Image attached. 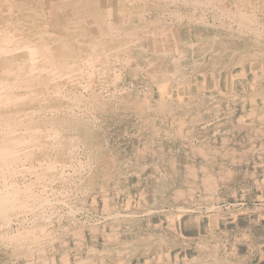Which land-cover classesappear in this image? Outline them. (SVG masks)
I'll use <instances>...</instances> for the list:
<instances>
[{
	"label": "rangeland",
	"instance_id": "374dc122",
	"mask_svg": "<svg viewBox=\"0 0 264 264\" xmlns=\"http://www.w3.org/2000/svg\"><path fill=\"white\" fill-rule=\"evenodd\" d=\"M181 1L137 0L121 12L111 2L108 21L122 22L112 31L138 32L131 43L92 48L75 85L43 72L50 107L33 116L54 123L16 132L33 155L6 181L23 193L34 184L33 206L0 217V264H264V0ZM133 11L143 12L135 31Z\"/></svg>",
	"mask_w": 264,
	"mask_h": 264
},
{
	"label": "bare ground",
	"instance_id": "6f19581e",
	"mask_svg": "<svg viewBox=\"0 0 264 264\" xmlns=\"http://www.w3.org/2000/svg\"><path fill=\"white\" fill-rule=\"evenodd\" d=\"M117 5V10L123 11L129 4L136 5L137 0H1L0 2V176L5 180L0 182V217H7L8 212L13 209H27L33 206L32 204V189H27V192L23 193L22 187H17L14 184L6 181V176L13 175L17 169L16 167L26 162L27 158L33 155L31 146L33 141L26 138L24 134L16 135L17 130L23 129L25 132H34L39 126L53 125L51 120H36L33 114L38 111H45L49 109L48 102L43 98L46 95V89L41 87V77L44 71L52 73L56 78L67 80L68 84L75 85L77 83V77L73 72L75 68L82 62L88 64L91 61L88 60L92 48L100 46L111 48L112 50L118 49L121 46L127 45L132 41L131 34H114L113 29L119 28L121 20H117L115 23L108 21L109 17L113 16L112 13L115 10L111 6V2ZM175 1V0H174ZM185 1V0H182ZM181 1V2H182ZM206 1V0H205ZM201 2L205 3L206 2ZM220 2L225 8L229 2L227 0H216ZM237 1V0H236ZM246 1V0H245ZM197 2V1H196ZM212 2V1H211ZM217 2V3H218ZM257 1H255L256 3ZM198 3V2H197ZM251 3V2H250ZM158 4V2H157ZM200 4V3H199ZM209 4V3H207ZM211 4V3H210ZM209 4V5H210ZM214 4V2H213ZM242 4V3H241ZM145 5V4H143ZM221 5V6H222ZM231 5V4H230ZM248 5V4H247ZM177 6V5H176ZM207 6V5H206ZM258 6V5H257ZM125 7V8H124ZM229 7V6H228ZM128 8V7H127ZM126 8V9H127ZM215 8V7H214ZM216 8H218L216 6ZM223 8V7H222ZM256 8V7H255ZM136 9V8H134ZM219 9L221 7L219 6ZM258 9V8H257ZM108 11V16H102V13ZM137 10V9H136ZM139 10V8H138ZM144 10V9H143ZM142 10V11H143ZM192 10V9H191ZM204 10V9H203ZM225 11V9H222ZM233 10V9H232ZM231 10V11H232ZM239 10V9H238ZM243 10V9H242ZM241 10V11H242ZM145 11V10H144ZM148 11V10H147ZM230 11V12H231ZM235 12V9L233 10ZM240 11V12H241ZM146 12V11H145ZM169 12V11H168ZM168 12H166L168 14ZM172 12V11H171ZM194 12V11H193ZM204 12V11H203ZM129 13V12H128ZM143 12H132L129 16V24L133 28L136 26V20ZM218 13V12H217ZM252 13V12H251ZM163 14V13H162ZM166 14V15H167ZM170 14V13H169ZM231 14V13H228ZM243 14V13H242ZM171 15V14H170ZM222 15V14H221ZM225 15V14H224ZM234 15V14H233ZM244 15V14H243ZM119 16V15H118ZM125 16V15H124ZM181 16V15H180ZM179 16V18H181ZM186 16V15H184ZM192 16V15H191ZM227 16V15H226ZM224 17V16H223ZM229 17V16H227ZM233 17V16H232ZM235 17V15H234ZM238 17V16H236ZM241 17V16H240ZM244 17V16H243ZM241 17L242 19H244ZM112 18V17H111ZM121 15V19H122ZM126 16L123 18L125 19ZM141 18V15H140ZM153 18V17H152ZM159 18V17H158ZM157 18V19H158ZM178 18V19H179ZM183 18V17H182ZM230 18V17H229ZM241 18H239L241 20ZM249 20V15L246 17ZM160 19V18H159ZM187 19V18H186ZM254 19V18H253ZM151 20V18H150ZM155 20V18H154ZM153 20V21H154ZM164 20V19H163ZM198 20V19H197ZM232 20V18H231ZM240 20H238L240 22ZM247 20V21H248ZM90 22L91 27L87 28L88 24L84 22ZM123 21V20H122ZM125 21V20H124ZM152 21V20H151ZM149 21V22H151ZM160 21V20H158ZM235 21V20H233ZM237 21L238 25L240 23ZM253 21V20H252ZM126 22V21H125ZM139 22V21H138ZM145 22V21H143ZM142 22V23H143ZM157 22V21H156ZM155 22V23H156ZM242 22V21H241ZM256 22V20H255ZM260 21L258 20V23ZM124 23V22H123ZM153 23V22H151ZM150 23V24H151ZM206 24L207 21L205 22ZM252 24V22H250ZM148 24V23H147ZM242 24V23H241ZM244 24V21H243ZM248 24V23H247ZM261 24V23H260ZM125 25H127L125 23ZM173 25V24H172ZM213 25V24H210ZM231 25V24H230ZM237 25V26H238ZM263 25V24H262ZM215 26V25H214ZM223 26V25H222ZM245 22V27H246ZM128 27V26H127ZM129 27V28H131ZM154 27V26H153ZM230 27V26H229ZM228 27V28H229ZM256 27V26H255ZM264 27V26H263ZM123 28V27H122ZM146 28V27H145ZM150 28V27H149ZM152 28V26H151ZM165 28V27H164ZM167 28V27H166ZM207 28V27H206ZM233 28V27H230ZM262 28V27H261ZM236 28H234L235 30ZM246 29V28H245ZM254 29V28H253ZM256 29V28H255ZM254 29V30H255ZM257 29H259L257 27ZM128 30V29H127ZM126 30V31H127ZM147 30V29H146ZM172 30V29H171ZM230 30V29H229ZM242 30V29H240ZM239 30V31H240ZM248 30V29H247ZM135 31V30H134ZM156 31V30H155ZM162 31V29H161ZM166 31V29H165ZM164 31V32H165ZM190 31V30H189ZM236 31V30H235ZM258 31V30H257ZM194 32V31H193ZM243 32V31H242ZM138 33V32H137ZM137 33L135 35H137ZM148 33V32H147ZM245 33V31H244ZM159 32L155 35L158 36ZM164 34V33H163ZM173 34V32H172ZM168 33L165 38L167 44H170L174 36ZM189 34V33H188ZM200 34V33H199ZM215 34V33H213ZM247 34V33H246ZM148 35V34H147ZM201 35V34H200ZM262 35V34H261ZM134 36V35H133ZM140 36V35H139ZM156 36V37H157ZM161 36V35H160ZM172 36V39L170 37ZM213 36V35H212ZM212 36L208 37L211 38ZM135 37V36H134ZM148 37V36H147ZM145 37V39L147 38ZM189 37V36H188ZM215 37V36H214ZM219 37V36H218ZM177 38V37H176ZM190 38V37H189ZM202 38V37H201ZM207 38V39H208ZM216 38V37H215ZM158 39V38H157ZM162 39V38H161ZM140 40V37H139ZM153 40V39H152ZM213 40V39H211ZM134 41V40H133ZM147 41V40H146ZM157 41V40H155ZM179 41V40H178ZM181 41V40H180ZM192 41V40H191ZM161 42V41H160ZM175 42V40H174ZM199 42V41H198ZM204 42V41H203ZM203 42L200 46L204 45ZM206 42V41H205ZM208 42V41H207ZM206 42V44H207ZM131 43V42H130ZM156 43V42H155ZM181 46H184V42H180ZM191 43V42H190ZM189 43V44H190ZM196 43V42H195ZM122 44V45H121ZM174 44V43H173ZM188 44V43H187ZM188 44V45H189ZM209 44V43H208ZM212 44V43H211ZM153 45V44H152ZM159 45V44H158ZM162 45V43H161ZM194 45V44H193ZM149 46V45H147ZM175 46V45H174ZM190 46V45H189ZM135 47V46H134ZM137 47V46H136ZM176 47V46H175ZM205 47V46H204ZM252 47V46H251ZM125 48V47H124ZM148 48V47H147ZM159 48V47H158ZM163 48V47H162ZM161 48V49H162ZM183 48V47H182ZM128 49V48H127ZM160 49V48H159ZM165 49V48H164ZM170 49V48H169ZM174 49V47L172 48ZM201 49V48H200ZM103 50V49H101ZM123 50V49H121ZM120 50V51H121ZM176 50V49H175ZM192 50V49H191ZM91 51V52H90ZM108 51V49H107ZM144 51V50H143ZM166 51V50H165ZM193 51V50H192ZM238 51V50H237ZM100 52V51H99ZM157 52V51H156ZM161 52H164L161 50ZM214 52V51H213ZM212 52V53H213ZM102 53V52H101ZM99 53V54H101ZM107 53V52H106ZM169 53V52H168ZM192 53V52H191ZM94 54V53H93ZM96 54V53H95ZM117 54V53H116ZM170 54V53H169ZM182 54V53H181ZM241 54V53H240ZM183 55V54H182ZM250 55V54H249ZM107 56V55H106ZM184 56V55H183ZM231 56V55H230ZM253 56V55H252ZM44 57L45 60L39 66L38 62L40 58ZM180 57V55H179ZM229 57V56H228ZM43 58V59H44ZM92 58V57H91ZM99 58V57H98ZM96 58V59H98ZM108 58V56H107ZM173 58V56H172ZM178 58V57H176ZM231 58V57H230ZM243 58V57H242ZM170 59V58H169ZM125 60V59H124ZM171 60V59H170ZM179 60V59H178ZM237 60V59H236ZM241 60V59H240ZM252 60V59H251ZM88 61V62H87ZM255 61V60H254ZM101 62V61H100ZM118 62V61H117ZM124 62V61H123ZM99 63V62H98ZM177 63V62H176ZM179 63V62H178ZM247 63V62H246ZM127 64V63H126ZM251 64V63H250ZM253 64V63H252ZM86 65V64H85ZM101 65V64H100ZM173 66V64H172ZM217 66V65H216ZM215 66V67H216ZM88 67V66H87ZM174 68V67H173ZM225 68V67H224ZM93 69V68H90ZM104 69V68H103ZM222 69V68H221ZM257 69V68H256ZM88 69H86L87 72ZM94 70V69H93ZM175 70V69H174ZM262 70V69H261ZM80 71V70H78ZM89 71V70H88ZM97 71V70H96ZM114 71V70H113ZM178 71V70H177ZM182 71V70H181ZM220 71V70H219ZM257 71V70H256ZM47 72V73H48ZM77 72V71H76ZM168 72V71H167ZM46 73V75H47ZM88 73H91L89 71ZM92 74V73H91ZM157 75V74H156ZM90 76V75H89ZM174 76V75H173ZM194 76V75H193ZM197 76V75H196ZM46 77V76H45ZM88 77V76H87ZM157 77V76H156ZM116 78V77H115ZM45 79V78H42ZM47 79V78H46ZM55 79V78H53ZM89 79V78H87ZM50 80V78H49ZM56 80V79H55ZM46 81V80H45ZM52 81V80H51ZM54 81V80H53ZM57 82V81H56ZM60 82V80L58 81ZM40 83V84H39ZM46 83V82H45ZM164 83V82H163ZM44 84V83H43ZM58 84V83H57ZM107 84V82H106ZM162 84V83H161ZM160 84V85H161ZM167 84V82H166ZM165 84V85H166ZM40 85V87H39ZM45 85V84H44ZM83 86V84L81 83ZM164 85V86H165ZM60 86V83L59 85ZM173 86V85H172ZM57 87V86H56ZM65 87V85H63ZM48 89V87H46ZM87 88V86H86ZM252 88V87H251ZM56 89V88H55ZM62 89V88H61ZM66 89V88H65ZM71 89V88H70ZM90 89V88H89ZM78 90V89H77ZM164 90V89H163ZM203 90V89H202ZM60 91V90H59ZM70 91V90H69ZM52 92V91H51ZM67 93V90L65 91ZM74 92V91H73ZM78 92V91H77ZM80 92H82L80 90ZM55 93H59L55 91ZM64 93V92H63ZM69 93V92H68ZM67 93V94H68ZM61 94V93H60ZM70 94V93H69ZM80 94V93H79ZM94 94V93H92ZM73 95V94H72ZM50 96V95H49ZM58 96V95H57ZM65 96V95H62ZM67 96V95H66ZM75 95H73L74 97ZM84 94L82 95V97ZM91 96V95H90ZM47 97V96H46ZM84 98V97H83ZM52 99V98H51ZM66 99V98H65ZM72 99V97H71ZM182 99V98H181ZM47 100V98H46ZM60 100V99H59ZM49 101V99L47 100ZM69 101V100H68ZM75 101V100H74ZM78 101V100H77ZM144 101V100H143ZM60 102V101H59ZM73 102V100H72ZM80 102V101H79ZM50 103V102H49ZM146 103V102H145ZM85 104V103H84ZM78 105V104H77ZM68 106V105H67ZM71 106V105H70ZM69 106V107H70ZM73 106V105H72ZM51 108H53L51 106ZM50 108V109H51ZM78 108V107H77ZM81 108V107H79ZM183 108V107H182ZM56 109V108H54ZM170 109V108H169ZM66 110V109H65ZM69 110V108H68ZM74 110V109H73ZM58 111V110H56ZM60 111V110H59ZM58 113H61L59 112ZM63 111V110H62ZM255 111V110H254ZM74 111H71V113ZM172 112V111H171ZM20 113L33 116L28 117L27 122L17 120V114ZM47 113V112H46ZM50 113V112H49ZM52 113V112H51ZM69 113V112H68ZM42 114V113H41ZM40 114V115H41ZM56 114V113H55ZM73 114V113H72ZM92 114V113H91ZM71 115V114H70ZM149 115V114H148ZM42 116V115H41ZM45 116L44 118H46ZM68 117V116H67ZM25 118V117H24ZM70 118V117H69ZM20 119V118H19ZM71 119V118H70ZM54 120V119H53ZM71 120H69L70 122ZM75 121V120H74ZM66 122V121H65ZM68 122V123H69ZM76 122V121H75ZM178 122V121H177ZM80 124V123H79ZM181 124V123H180ZM68 126V125H67ZM78 126V124H77ZM80 126V125H79ZM61 127V126H60ZM64 128V126H62ZM61 127V128H62ZM48 128V127H46ZM68 128V127H66ZM41 129V128H40ZM228 129V128H227ZM22 130V132H23ZM39 130V129H37ZM45 130V129H44ZM261 130V129H260ZM42 131V130H41ZM54 131V130H53ZM204 131V130H203ZM58 132V131H57ZM56 133V132H55ZM54 133V134H55ZM181 133V132H180ZM252 133V132H251ZM24 135V136H23ZM44 135V133L42 134ZM48 135V134H47ZM53 135V134H52ZM57 135V134H56ZM29 136V135H28ZM31 136V135H30ZM29 136V138H31ZM40 137V136H39ZM43 137V136H42ZM45 137V136H44ZM43 137V138H44ZM60 137V136H59ZM49 138V136H48ZM46 138V139H48ZM36 139V137H35ZM38 139V138H37ZM58 139V138H54ZM49 140V139H48ZM59 140V139H58ZM57 140V141H58ZM65 140V139H63ZM201 140V139H200ZM40 142V141H39ZM49 142V141H48ZM28 143V144H27ZM44 143V141L40 142ZM61 143V142H60ZM59 145H62L60 144ZM63 143V142H62ZM27 144V145H26ZM57 144V143H56ZM245 144V143H244ZM255 144V143H254ZM35 145V144H34ZM42 145V144H41ZM186 145V144H185ZM40 147V146H39ZM61 147V146H60ZM38 148V147H37ZM41 148V147H40ZM194 148V147H193ZM219 148V147H218ZM262 148V147H261ZM42 149V148H41ZM210 149V148H209ZM36 150V149H35ZM214 150V149H213ZM38 151V150H37ZM42 151V150H41ZM201 151V150H200ZM40 151L37 152V154ZM35 153V152H34ZM43 153V151H42ZM41 153V154H42ZM40 154V153H39ZM45 154V152H44ZM43 154V157H44ZM48 154L46 153V156ZM217 155V154H216ZM42 156V155H40ZM36 157V156H35ZM38 157V156H37ZM214 157V156H213ZM222 157V156H221ZM162 158V157H161ZM35 160V159H34ZM50 160V159H49ZM48 160V161H49ZM53 160V159H52ZM52 160L51 163H52ZM80 160V159H79ZM198 160V159H197ZM251 160V159H250ZM44 161V159H43ZM49 161V162H50ZM28 162V161H27ZM30 162V161H29ZM45 162V161H44ZM54 162V161H53ZM162 162V161H161ZM43 163V162H42ZM48 165V162H46ZM31 164V163H30ZM50 164V163H49ZM56 164V163H55ZM22 165V164H21ZM32 165V164H31ZM42 165V164H41ZM41 165H39L41 167ZM25 166V164H23ZM27 166V165H26ZM38 166V167H39ZM45 166V165H44ZM49 166V165H48ZM46 166V169L47 167ZM33 166H31L32 168ZM36 168L37 166L34 165ZM39 167V168H40ZM50 167V166H49ZM30 168V170H31ZM38 168V169H39ZM53 168V167H52ZM33 170H35L33 168ZM44 170V169H43ZM215 170V169H214ZM230 170V169H229ZM20 171V170H19ZM41 171V169H40ZM29 172V171H28ZM32 173V171H30ZM174 172V171H173ZM257 172V171H256ZM9 173V174H8ZM30 173V174H31ZM18 174V172H17ZM22 174V170H21ZM24 174V172H23ZM29 174V175H30ZM42 174V173H41ZM44 174V173H43ZM47 174V173H45ZM64 174V173H63ZM214 174V173H213ZM33 175V174H31ZM98 175V174H97ZM23 176V175H22ZM37 176V175H35ZM40 176V175H38ZM49 176V175H48ZM16 177V176H15ZM27 177V176H25ZM42 177H45L44 175ZM99 177V176H98ZM19 178V177H17ZM30 178V177H29ZM33 178V177H32ZM39 178V177H38ZM102 176L100 177V179ZM24 179V178H23ZM31 179V178H30ZM98 179V178H97ZM105 179V178H104ZM207 179V178H206ZM22 180V179H21ZM32 180V179H31ZM46 180V179H45ZM48 180V179H47ZM16 181V180H14ZM20 181V180H19ZM40 181V180H39ZM38 181V182H39ZM49 181V180H48ZM21 182V181H20ZM26 182V181H25ZM11 183V184H10ZM33 183V182H32ZM52 183V182H51ZM20 184V183H19ZM44 184V183H43ZM21 185V184H20ZM25 186V184L23 185ZM38 186V185H37ZM113 187V186H112ZM220 187V186H219ZM54 189V188H53ZM36 190V189H35ZM178 190V189H177ZM32 192V191H31ZM44 192V191H43ZM47 192V191H46ZM67 192V191H66ZM43 194V193H42ZM41 194V195H42ZM187 194V193H186ZM96 195V194H95ZM36 196V195H35ZM44 196V195H43ZM34 197V196H33ZM48 197V195H47ZM106 197V196H105ZM183 197V196H182ZM93 198V197H92ZM77 199V198H76ZM94 199V198H93ZM106 199V198H105ZM40 200V199H39ZM107 200V199H106ZM177 200V199H176ZM179 200V199H178ZM36 201V200H35ZM45 203H48L45 198ZM56 201V200H55ZM50 202V200H49ZM95 202V201H94ZM209 202V201H208ZM39 203V202H38ZM41 203V201H40ZM43 203V202H42ZM41 203V204H42ZM105 203V202H104ZM107 203V202H106ZM40 204V205H41ZM128 204V203H127ZM39 205V204H38ZM37 205V206H38ZM46 206V205H45ZM49 206V205H48ZM129 207V206H128ZM125 209V208H124ZM151 210V209H150ZM181 210V209H180ZM184 210V209H183ZM24 211V210H23ZM26 211V210H25ZM32 211V210H30ZM35 211V210H34ZM37 212V211H36ZM126 212V211H125ZM22 213V212H20ZM25 213V212H24ZM29 213V212H28ZM119 213V212H118ZM16 215V214H15ZM38 215V214H37ZM164 215V214H163ZM39 216V215H38ZM27 217V216H26ZM108 217V216H107ZM145 218V217H144ZM12 220V219H11ZM73 221V220H72ZM113 221V220H112ZM117 221V220H116ZM138 221V220H137ZM135 221V222H137ZM2 222V221H1ZM4 222V221H3ZM124 222V221H123ZM122 222V223H123ZM133 221H130L131 223ZM37 223V222H36ZM122 223H120L122 225ZM125 223V222H124ZM38 224V223H37ZM119 224V222L117 223ZM128 224V223H127ZM137 224V223H136ZM114 225V224H110ZM11 226V225H10ZM97 226V225H96ZM117 226V225H116ZM174 226V225H173ZM38 227V226H37ZM126 227V226H125ZM137 227V226H136ZM67 228V227H66ZM116 228V227H115ZM129 228V227H127ZM131 228V227H130ZM134 228V227H133ZM23 229V228H21ZM20 229V230H21ZM28 229V228H27ZM151 229V228H150ZM30 230V229H29ZM118 230V229H117ZM175 230V227H174ZM123 231V230H122ZM126 231V230H125ZM132 231V230H131ZM144 231V230H143ZM142 232V231H141ZM147 232V231H146ZM6 233V232H5ZM28 232L21 231L13 238L16 239L25 238ZM108 233V232H107ZM111 233V232H110ZM109 233V235H110ZM118 233V232H117ZM129 233V232H128ZM139 233V232H138ZM144 233V232H143ZM167 233V232H166ZM165 233V234H166ZM47 234V233H46ZM113 234V232H112ZM111 234V235H112ZM115 234V233H114ZM126 234V233H125ZM140 234V233H139ZM176 234V233H175ZM108 235V236H109ZM128 235V234H127ZM146 235V234H145ZM47 236V235H46ZM135 236V235H133ZM141 236V235H140ZM152 236V235H151ZM154 236V235H153ZM172 236V235H171ZM95 237V236H94ZM116 238V236H114ZM124 237V236H123ZM162 237V236H161ZM165 237V235L163 236ZM162 237V238H163ZM127 238V237H126ZM138 238V237H137ZM167 238V237H165ZM110 239V238H109ZM112 239V236H111ZM114 239V238H113ZM135 239V238H134ZM157 239V238H155ZM171 239V238H170ZM117 240V239H116ZM147 240V239H146ZM149 240V239H148ZM127 241V240H126ZM131 241V240H130ZM129 241V242H130ZM133 242V240H132ZM135 242V241H134ZM144 242V241H143ZM163 242V241H162ZM167 242V240H166ZM125 243V242H124ZM127 243V242H126ZM131 243V242H130ZM165 243V242H164ZM18 244V243H17ZM121 244V243H120ZM128 244V243H127ZM126 244V245H127ZM116 245V244H115ZM130 245V244H128ZM134 245V244H133ZM137 245V244H135ZM109 246V245H108ZM118 246V244H117ZM125 248V245H123ZM121 246V247H123ZM116 247V246H114ZM93 248V247H92ZM99 248V247H98ZM97 248V249H98ZM82 249V248H80ZM96 249V250H97ZM108 249V248H107ZM106 249V250H107ZM103 250V249H102ZM148 250V249H147ZM78 251V250H77ZM92 251H95L92 250ZM112 251V249H111ZM120 251V250H119ZM123 251V250H122ZM141 251V250H140ZM146 251V250H145ZM144 251V252H145ZM88 252V251H87ZM97 252V251H96ZM106 252V251H105ZM117 252V251H116ZM121 252V251H120ZM127 252V251H126ZM147 252V251H146ZM110 253V249H109ZM81 254V253H80ZM96 254V253H95ZM103 254V253H102ZM112 254V253H111ZM124 254V253H123ZM166 254V253H165ZM208 254V253H207ZM210 254V253H209ZM83 255V253H82ZM94 255V254H93ZM99 255V254H98ZM105 255V254H104ZM160 255V254H159ZM202 255V253H201ZM106 256V255H105ZM110 256V254H109ZM162 256V255H161ZM45 257V256H44ZM77 257V256H76ZM103 257V256H102ZM108 257V256H107ZM112 257V256H111ZM160 257V256H158ZM166 256H164L165 258ZM169 257V256H168ZM167 257V258H168ZM177 258V256H175ZM195 257V256H193ZM39 258V257H38ZM105 258V257H104ZM103 258V259H104ZM196 258V257H195ZM198 258V257H197ZM102 259V260H103ZM161 259V258H160ZM159 259V261H161ZM170 259V258H169ZM183 259V258H182ZM206 259V258H205ZM147 260V259H146ZM154 260V259H153ZM186 260V259H185ZM194 260V259H192ZM199 260V259H198ZM201 260V259H200ZM149 261V259L147 260ZM189 261V260H188ZM204 261V260H202ZM66 262V261H65ZM165 263V262H163ZM187 263V262H186ZM185 263V264H186ZM104 264V263H103ZM125 264V263H124ZM170 264V263H169ZM195 264V263H194ZM212 264V263H211Z\"/></svg>",
	"mask_w": 264,
	"mask_h": 264
},
{
	"label": "crops",
	"instance_id": "0c3cea01",
	"mask_svg": "<svg viewBox=\"0 0 264 264\" xmlns=\"http://www.w3.org/2000/svg\"><path fill=\"white\" fill-rule=\"evenodd\" d=\"M261 147H259V149L264 150V144L263 145L261 144ZM262 152L263 153L259 157L260 160H258V161H259V165H262L263 168H264V151H262ZM259 177H260L261 181L264 182V169L263 170H260V176ZM261 192L263 193L264 190H261Z\"/></svg>",
	"mask_w": 264,
	"mask_h": 264
}]
</instances>
